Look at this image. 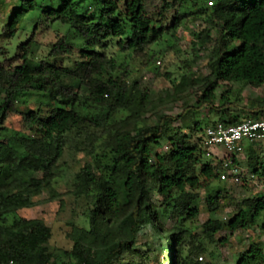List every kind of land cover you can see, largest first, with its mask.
Returning a JSON list of instances; mask_svg holds the SVG:
<instances>
[{
    "label": "trees",
    "instance_id": "16d2710c",
    "mask_svg": "<svg viewBox=\"0 0 264 264\" xmlns=\"http://www.w3.org/2000/svg\"><path fill=\"white\" fill-rule=\"evenodd\" d=\"M15 1L0 40L13 38L27 14L34 15L25 21L33 22L30 37L16 55L7 58L0 49V264H146L151 243L141 254L137 240L148 229L157 245L171 251V264H197L192 260L203 248L192 244L185 253L190 232L183 224L197 217L200 191H209L203 235L213 241L223 229L256 227L264 246V189L231 201L228 222L218 220L227 192L210 186L223 182L219 174L227 169L223 161L213 166L205 160L202 144L205 128L241 122L229 112V90L217 99L221 84L264 88V0H160L152 17L143 0ZM188 7L197 10L191 13ZM193 14L204 16L206 27L194 37L208 54L209 74L186 73L187 85L199 86L200 96L194 108L185 105L182 115L171 117L165 111L176 94L154 98L151 86L133 77L139 67L127 60L149 63L153 47L175 39ZM57 26H66L65 33L45 59L34 61L36 33ZM72 56V66L64 65ZM28 95H39L38 106L20 112ZM202 108L219 114L218 122L202 128V122L193 121L188 134L171 128L187 112L198 119ZM245 114L248 120L264 119V93ZM16 116L21 118L18 130L7 126ZM248 144L245 164L232 160L246 172L241 184L264 181V145ZM67 151L90 158L63 193L81 208L88 227L67 223L69 246L51 249L52 228L19 212L53 190ZM166 215L178 223L165 228ZM236 264H264L262 247L241 253Z\"/></svg>",
    "mask_w": 264,
    "mask_h": 264
},
{
    "label": "rangeland",
    "instance_id": "374dc122",
    "mask_svg": "<svg viewBox=\"0 0 264 264\" xmlns=\"http://www.w3.org/2000/svg\"><path fill=\"white\" fill-rule=\"evenodd\" d=\"M146 12L149 16H154L160 6V0H143ZM210 6L209 3L207 4ZM17 7L15 0H0V32L3 26L7 23L9 16ZM191 13L196 12V8L188 7ZM34 13L27 14L25 21L29 20ZM21 23L16 35L8 40H0V49L6 50V57L13 58L18 47L25 43L30 37V26L33 22ZM206 24L204 23V16L193 14L185 22L179 26L175 32V39L167 40L155 45L154 57L146 65H141L138 62H129L130 67H139L137 73L133 77L139 80L142 85L149 84L152 88V95L164 96L165 93L176 94L177 100L167 107L165 113L171 117H178L182 115L185 110V105L195 107L197 98L200 96L199 86L190 87L187 85L184 76L186 73H192L194 77H205L209 74L207 52L197 46L195 35L204 30ZM66 31V26H57L54 28L40 30L36 33L34 46L32 48V59L39 61L45 59L49 47L54 44L57 39L62 36ZM71 40L79 43L78 39ZM170 39V38H169ZM111 52V51H110ZM153 54V53H151ZM4 56L0 52V61ZM75 57L65 58L63 64L71 67ZM167 77H166V76ZM224 90H229V112L237 115L240 121L248 120L246 111H249L251 106H256L258 100L262 99L264 88H253L250 86H243L241 84L230 83L221 84V87L216 92L217 99L220 97ZM25 104L18 106L20 112L36 109L39 95H28L25 98ZM22 102V101H21ZM215 106H219L218 101ZM219 114L210 113L207 108H202L198 113V119H193L190 112L184 114L178 121L172 123L171 128L180 129L183 133L188 134L191 127V122L196 120L202 122V128L218 122ZM21 118L16 116L12 119L11 123L7 124L15 130L19 129ZM198 133V137L200 136ZM243 153L234 158L238 163L245 164L246 149L248 143L244 142ZM264 145V142L255 144ZM162 151H168V144L164 143ZM224 157H213L211 159L205 158L210 161L213 166H219V160ZM230 157V156H229ZM228 157V158H229ZM203 160V161H205ZM86 162H90V158L86 157L83 153L73 154L67 151L59 162L60 170L57 177L56 184L53 190L44 192L41 196L35 198L37 205L32 209L22 210L19 216L26 219H41L45 224L52 228L53 238L51 241V249L54 247H68L65 242L64 232L67 230V223H73L79 228H86L88 224L86 220L80 216L81 208H78L73 203L71 196H66L63 193L70 190V184L74 174H76L81 166ZM243 168V166H240ZM244 169V168H243ZM225 188L227 195L221 201V205L225 206L216 215L217 219L223 223H227L231 217L234 207L231 201H240L244 198H250L264 189V181L248 179L245 183L233 184L231 181L219 182L214 181L210 189L218 187ZM209 191H200L199 199L196 203L198 210L197 217L193 221L184 222L183 226L189 229L190 234L187 236V243L184 246L185 253L188 254L192 250V244L201 245L203 252L195 256L197 264H236L241 253L249 250L253 246H261L264 253V246L262 239L259 235L258 228L237 230L233 233L227 229L221 230L214 236L213 241H210L203 235L202 225L208 220L209 214L207 213L205 199ZM157 200V198H156ZM60 202L63 206L60 207ZM73 210L75 214L73 213ZM165 228H170L178 223L175 219L166 215L162 218ZM180 222V221H179ZM150 229L143 232L138 240L137 246L139 252L143 254L148 249L145 244H150V251L146 264H171L170 255L171 251L166 247H161L155 243L152 238ZM193 241V243H190ZM211 253V255L209 254ZM128 259V258H126Z\"/></svg>",
    "mask_w": 264,
    "mask_h": 264
},
{
    "label": "built area",
    "instance_id": "2783aa9c",
    "mask_svg": "<svg viewBox=\"0 0 264 264\" xmlns=\"http://www.w3.org/2000/svg\"><path fill=\"white\" fill-rule=\"evenodd\" d=\"M244 142L255 144L264 142V119L245 120L237 125L228 126L217 123L203 131L205 157L211 159L224 155L219 161H223V168L227 170L219 174L220 181L240 184L245 179V170L235 166L232 161L243 153Z\"/></svg>",
    "mask_w": 264,
    "mask_h": 264
}]
</instances>
